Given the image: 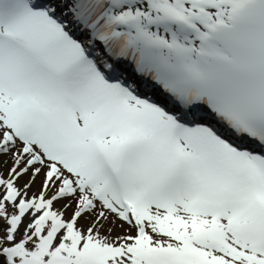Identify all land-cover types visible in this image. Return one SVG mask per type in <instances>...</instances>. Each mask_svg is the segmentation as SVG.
<instances>
[{
  "label": "snow or ice",
  "instance_id": "snow-or-ice-1",
  "mask_svg": "<svg viewBox=\"0 0 264 264\" xmlns=\"http://www.w3.org/2000/svg\"><path fill=\"white\" fill-rule=\"evenodd\" d=\"M0 264H264V0H0Z\"/></svg>",
  "mask_w": 264,
  "mask_h": 264
}]
</instances>
